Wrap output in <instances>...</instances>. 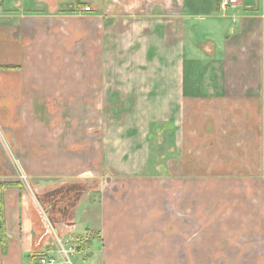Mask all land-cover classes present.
<instances>
[{"label":"crops","instance_id":"obj_1","mask_svg":"<svg viewBox=\"0 0 264 264\" xmlns=\"http://www.w3.org/2000/svg\"><path fill=\"white\" fill-rule=\"evenodd\" d=\"M6 2L0 66L12 68L0 69V183L26 181L3 189L0 264H37L40 255L65 264L73 253L79 264L92 255L96 264H205L193 254L212 253L209 238L234 243L235 229L213 235L202 224L223 231V212L251 203L254 184L222 179L230 163L201 166L195 183L179 176L193 170L183 145L188 162L151 171L146 145L149 127H181L188 110L200 112L207 155L224 134L235 140V110L254 111L252 126L263 111L264 124V0L226 11L215 0ZM108 173L115 179L105 194L95 180ZM65 184L78 190L71 201ZM69 236L83 242L64 253Z\"/></svg>","mask_w":264,"mask_h":264},{"label":"rangeland","instance_id":"obj_2","mask_svg":"<svg viewBox=\"0 0 264 264\" xmlns=\"http://www.w3.org/2000/svg\"><path fill=\"white\" fill-rule=\"evenodd\" d=\"M6 3V0H0V13L8 11ZM253 112L254 111L242 109L238 111L235 110V133L237 134L235 136V140L227 138L224 134V139L221 137L220 141L214 143V146H216L214 151H216V149L217 151L215 153L208 152V155L205 154V147H203V144L198 140L200 133V126L198 122L200 116L199 110L194 112V114H191L189 110L186 111L183 116L185 118H183L181 127L177 126V128H175L173 126L162 125L161 123L157 124V126L152 125L149 127L150 134H152V136L149 138L146 147L147 152H149L151 171L154 170L155 167L153 165L155 164L159 166V169H162L160 172L164 173L165 170L161 166H165V164L173 165L174 167L178 166V164L183 165V162L185 163L189 161V165L193 168L192 173H190V171H183L178 175L189 177L192 183H195L199 180V177L202 176L199 174V168H201V166L208 164L209 168H211L222 163H224V165L230 163L232 170L231 172L223 174V178L221 177L222 179L241 182L243 179L247 178L254 184L255 196L253 197L251 203L246 201L247 204L244 206H240L239 208L235 206V210H233V212H231L230 209H226L223 212V219L225 221L223 223V227L220 228L223 229V231H216L215 223L208 222V226H206V224H202L204 229L208 228V231L211 229V231H213L211 232L213 235H219L222 232L225 234L230 232V230L235 229V238H233L234 243L232 242V237L221 238L217 236L212 239L209 238L208 248L209 250L212 249L213 252L205 254L196 252L193 254V261H196L197 263L202 261L205 264H263L264 262V219L262 218L264 216V124L262 123L263 111L256 110L255 117L257 124L256 126L251 125L249 120L251 119ZM101 113L105 114L104 111ZM218 113L222 114L221 112ZM107 116L108 118H113L115 121L114 114L108 113ZM96 117L99 116L96 115L95 118ZM195 117H197L196 124V119H194ZM225 119L226 115L220 119L221 124L218 125L220 134L225 133L228 128V126H225V123L228 122L224 123ZM186 123L189 125H186ZM183 128L185 130V135L181 134ZM0 137L2 138L1 127ZM182 145L183 147H187L189 150L186 154V157H189V159H186L188 161L183 160V157L185 156L181 155V151H183L181 150ZM209 150L210 148H207V151ZM219 153L221 156H218ZM179 155H181L182 158H179L178 160L177 156ZM181 159L182 163L179 162ZM10 160L17 171L16 173H18L16 163H19V159L15 158L14 160L11 158ZM17 175L20 176V173ZM213 175L215 174H211V176ZM19 178L22 182L26 181V177L24 176H20ZM96 178L97 179L95 181L98 180L102 183L104 188L103 192L108 194V191L112 188V182L115 179L114 176L111 174H102L96 176ZM74 182H77L73 183L74 185H78L77 187H84L82 182H78L76 180H74ZM72 187H74L72 184H65V189L63 190V193L66 194L64 197H68L70 201L71 198L68 194L69 192L72 193L73 197L78 194V190H69L72 189ZM97 192L100 194L101 190ZM199 198V193H195L193 199L197 200ZM191 224L193 232H196L197 234L200 231V223L194 216V213L191 216ZM251 226H254V229H251ZM81 242L83 241H81L80 238H75L74 236H71L70 238L69 236L68 238L63 239L62 244L64 249H73L74 251L78 245H81ZM243 244H245V246L247 245L245 248V252L247 253L238 255L232 251L233 249H239L237 245L240 247V245ZM193 245H195L198 249L200 246L199 238H193ZM216 245L219 246L218 253L215 252ZM76 250L77 249H75V251ZM249 250L251 251L249 252ZM73 255L74 253L68 256L69 262L65 264H79L78 260ZM83 255L85 258L88 256V254H78L80 257L79 260L84 258ZM88 259L90 260H88L86 264H96L98 261V258L95 255L90 256Z\"/></svg>","mask_w":264,"mask_h":264},{"label":"trees","instance_id":"obj_3","mask_svg":"<svg viewBox=\"0 0 264 264\" xmlns=\"http://www.w3.org/2000/svg\"><path fill=\"white\" fill-rule=\"evenodd\" d=\"M217 6L219 7V0H215ZM12 68V66H0V69ZM21 185L20 181H5L0 183V241L1 245H5V217H4V205H3V189L7 186ZM38 258V257H37Z\"/></svg>","mask_w":264,"mask_h":264},{"label":"built area","instance_id":"obj_4","mask_svg":"<svg viewBox=\"0 0 264 264\" xmlns=\"http://www.w3.org/2000/svg\"><path fill=\"white\" fill-rule=\"evenodd\" d=\"M238 0H219V9L222 11H226L229 7L236 5ZM90 6L83 7V11H90ZM110 121L113 122L114 119L110 118ZM64 253H68L69 250L62 248ZM37 264H55L54 259L49 257L48 255H40L37 258Z\"/></svg>","mask_w":264,"mask_h":264}]
</instances>
